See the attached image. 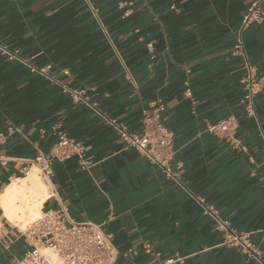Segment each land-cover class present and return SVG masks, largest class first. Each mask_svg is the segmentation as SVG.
Here are the masks:
<instances>
[{"label":"crops","instance_id":"1","mask_svg":"<svg viewBox=\"0 0 264 264\" xmlns=\"http://www.w3.org/2000/svg\"><path fill=\"white\" fill-rule=\"evenodd\" d=\"M252 1L0 0V195L63 132L94 165L54 162L40 214L101 225L114 264H258L221 245L200 203L264 254V87L254 116L240 104L247 66L264 79V0L259 20L241 28ZM63 87L83 90L87 102L73 103ZM158 101L177 181L109 124L141 134ZM228 116L238 121L234 142L204 131ZM24 228L0 207V264H20L30 251Z\"/></svg>","mask_w":264,"mask_h":264},{"label":"built area","instance_id":"2","mask_svg":"<svg viewBox=\"0 0 264 264\" xmlns=\"http://www.w3.org/2000/svg\"><path fill=\"white\" fill-rule=\"evenodd\" d=\"M262 0H253L248 6L241 21V28H246L260 18V3ZM29 66V65H28ZM32 71L36 69L29 66ZM47 68L37 70L44 74ZM67 74V71H64ZM243 83V95L240 104L247 116H254V97L264 87V79L257 78L252 67L246 68ZM73 103L87 102L83 90H73L63 87ZM185 95L191 96L189 88ZM152 111L143 116V129L141 134H135L116 121H109L118 137L126 148H131L149 163L158 167L164 177L177 181L176 173L169 168L174 156L173 135L163 124V104L158 101L152 104ZM238 121L234 116H228L214 123H207L204 131L226 142H234ZM5 139L0 131V146ZM74 159L81 171H88L93 165L91 157L87 154L84 145L67 137L63 132L57 133V142L47 153H39L34 158V164L41 177H50L52 164ZM203 215L215 221V229L221 234V245L239 246L243 252L254 257L258 264H264V254L253 248L250 243V233L237 231L227 221L220 219L212 206L205 205L202 200ZM23 236L30 246V251L20 264H50L46 260L44 251H50L59 264H114L118 251L113 243L112 235L105 232L101 225L88 220L78 222L70 221L60 211H42L39 218L26 224L22 230ZM146 253L151 252V246L145 245Z\"/></svg>","mask_w":264,"mask_h":264},{"label":"bare ground","instance_id":"3","mask_svg":"<svg viewBox=\"0 0 264 264\" xmlns=\"http://www.w3.org/2000/svg\"><path fill=\"white\" fill-rule=\"evenodd\" d=\"M47 197V187L40 180L34 167L25 177L15 180L2 191L0 207L7 220L24 226L35 220ZM46 251L44 253L46 260L50 264H57L55 256L50 251Z\"/></svg>","mask_w":264,"mask_h":264},{"label":"rangeland","instance_id":"4","mask_svg":"<svg viewBox=\"0 0 264 264\" xmlns=\"http://www.w3.org/2000/svg\"><path fill=\"white\" fill-rule=\"evenodd\" d=\"M36 173H37V175L39 176V178H40V180H42L43 181V179H42V177L39 175V170L36 168ZM44 182V181H43ZM39 216H40V212L38 213V215H37V217L35 218V220L37 219V218H39ZM26 225H24V226H21V228H24ZM47 251H45L44 253H46ZM57 261V260H56ZM57 264H59V262L57 263Z\"/></svg>","mask_w":264,"mask_h":264}]
</instances>
